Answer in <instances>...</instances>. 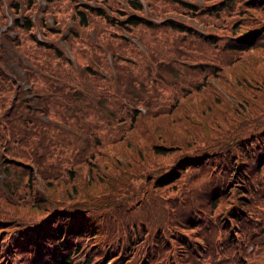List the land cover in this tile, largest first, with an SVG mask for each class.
<instances>
[{"label":"rangeland","instance_id":"374dc122","mask_svg":"<svg viewBox=\"0 0 264 264\" xmlns=\"http://www.w3.org/2000/svg\"><path fill=\"white\" fill-rule=\"evenodd\" d=\"M103 1L57 0L50 4V0H0V66L6 73L0 71V91L12 89L9 95L0 94V102L4 97L5 103L7 100L11 104L17 97L22 99L30 97L34 100L30 82L27 80V68L38 71V65L44 63L45 55L54 57L53 53L42 49L38 43L59 49L64 57L72 60L77 67L85 69L87 75L89 73L86 72V66L88 69L91 68L92 72L104 75L100 66L106 62L99 61L101 59L99 54L89 50L85 59L82 53H73L79 47L85 46L80 41H84L85 36L92 34L97 44L104 45L108 60L111 61L110 65L117 54L109 50L107 40L113 42L115 46L120 44L134 51L133 55L126 56L128 49L121 47L124 54L119 58L126 60V63L120 62L119 70L123 68L124 78L120 80L121 72L116 74L114 71L118 80L116 84L107 85L105 80L91 76L88 79L93 85L98 82L95 90L94 87L85 84L84 77L72 76L69 82L66 80L69 90H82L90 94L88 96L91 98L101 92H107L102 99L106 98V102H109L113 100V91L122 92L126 87L130 89L138 85L133 83L136 75L141 77L145 88L137 86L135 92L131 90L132 95L145 96L146 103L149 101L152 103L150 113H146L147 109L140 106L144 117L141 123L136 125L137 138H141L136 144L139 156L129 149L121 150L116 156L109 158L107 154L101 153L102 162H95L99 170L83 166L78 169L74 179L69 177L61 179L60 182V178L68 176L66 169L70 166L66 162L68 158L61 157L64 162L56 161L60 162V165L53 168L46 166L42 171L28 159L16 158L21 163L11 164V161L4 159L3 151L5 146L9 147L12 144L11 139L3 137L0 133V215L2 219L14 220V224L0 221V232L7 230L8 226L10 228L16 226L14 230L19 229L18 221L27 223L24 232L18 233L15 237L20 240L26 238L21 247L27 245L29 248L25 250L27 252L25 254L20 250L21 255H13V250L6 240L7 233H1L0 248L6 249V252L10 251L9 259L1 264H55L54 261L46 262L41 256L32 261L35 255L34 247L41 249L40 245L47 240L50 233L73 234V227L70 228L73 219L69 218L70 215L58 220L56 216L47 217L43 211L35 212L33 204L39 199L45 198L46 201H50L55 197L51 196L54 188L49 190L47 179L54 181L57 176L58 181L53 183L55 186L59 183L55 188L57 198L62 200L61 205L71 204V195L77 189L79 193L72 202H77L79 207L85 208L86 205L95 210L99 230L106 234L102 237L101 251L91 248L96 257L90 259L87 258V253L93 242L86 243L75 239L74 244H81L83 248L75 264H87L89 261L94 264L106 252L118 256L124 245L127 247L129 244L132 246L139 243L131 236L132 230L123 228L133 210L134 217L142 218V222L145 221L147 226L152 225L151 222L157 224L156 228L152 225L157 234L167 232L164 235L169 238L183 241V237L190 241L192 246L198 248L200 246L198 264H264V249L259 251L256 246V243L264 242V35H262L264 9L257 10L252 6L256 3L262 5L261 1L242 0L245 4L243 10L248 9L241 13L233 12L232 15L226 11H217L220 2L224 0L140 1L147 16L157 24L171 20L189 26L197 35L170 28L149 30L140 27L128 32L122 27H111L102 21L94 22L88 30L81 31L74 21V14L78 8L75 3L80 6L90 4L93 7H104ZM190 5L193 8L188 7ZM105 7L111 17H119L120 11L128 15L134 14L127 0H109ZM243 13L251 20L243 21L241 19L245 16ZM27 20L31 22L28 31ZM121 20L125 21L123 17ZM240 22L246 24L243 30L247 33L238 36L233 30ZM74 35L80 37L76 49L72 48ZM120 38H126V43ZM130 42L132 43L129 44ZM149 48L161 54L169 55L175 52L177 55L169 57L168 64L162 65L168 68H163L164 71L160 72L161 63L154 61ZM153 61L160 64L159 68ZM199 63L205 64V67L214 66L215 74H212L211 69L203 68L200 73L190 67L187 68ZM64 64L66 68L70 67L65 60ZM147 66L150 73L157 70L154 75L160 81L145 76L148 75ZM165 70H168V73ZM174 72L178 73L174 76L177 80L169 77ZM129 75L132 77L127 80ZM104 76L107 77V74ZM17 85L20 86L21 93L15 89ZM196 86L202 89L200 94L195 91ZM177 100L176 105L179 103L183 105L184 111L174 113L176 121L171 122L168 116H166L168 118L159 116L163 107L164 115L176 108L173 105ZM158 104L163 107L160 108ZM4 112L0 108L3 126L1 115ZM41 118L45 120V117ZM129 121L126 122L127 125ZM109 124L111 125L102 128L112 130L114 124L117 128L120 127L114 119H110ZM139 132H142L143 136H139ZM158 135H161L160 139ZM223 141L226 146L220 148ZM155 143L172 148L169 149L172 153L164 157L155 156L150 148ZM196 149L195 154H185L193 153ZM193 155L196 156L193 161L186 163L182 159L192 160L188 156ZM179 159L182 160L178 164H184L186 167V171L181 175L174 176L172 170H165ZM149 161L158 164L157 173H151L152 166L144 164ZM158 186L160 189L156 190ZM241 191L245 196L241 195ZM215 203L216 207H213ZM117 205L119 207L114 208ZM131 207L133 208L129 209ZM233 215H236L237 219H234ZM192 218L193 224L189 220ZM45 222H47L45 226L42 225ZM36 224L38 225L35 226ZM139 225L138 230L141 233L144 228L143 224ZM148 230H151V227ZM170 231L176 232L175 236L168 234ZM61 241L67 245L65 239ZM54 242L55 240L47 245V248L53 247ZM163 242L167 243L164 254L176 252L167 239ZM215 243L223 245L229 252L221 254L212 252ZM129 249L130 247L125 249L127 255ZM256 250L259 252L256 253ZM28 251L32 253L28 254ZM155 258L156 256L153 259L149 258L145 264H152ZM182 261L183 264H190L186 259ZM103 264L111 262L106 263L105 260Z\"/></svg>","mask_w":264,"mask_h":264},{"label":"trees","instance_id":"16d2710c","mask_svg":"<svg viewBox=\"0 0 264 264\" xmlns=\"http://www.w3.org/2000/svg\"><path fill=\"white\" fill-rule=\"evenodd\" d=\"M55 1L57 0H50V4H53ZM108 1L109 0H104L103 3L106 5ZM140 1L141 0H127L128 6L132 9L134 14L128 15L127 13L120 11L119 17H111L110 13H108V10L106 9L104 4H103L104 7H93L90 4L80 6L78 3H75V6H78V8L76 10V13L74 14V21H76V25L80 28L81 31L88 30L89 26L94 22L99 23L102 21L109 24L111 27H122L128 32L133 31L134 28L137 29L140 27L149 30L170 28L182 33L187 32L197 35L196 32L192 30L189 26L171 20L164 21L161 24L159 23L157 24L155 21H152L150 17L147 16L144 9V5ZM260 1L262 5H260V3H256L255 6L252 5L257 10L264 9V0H257V2ZM244 5L245 4L242 2V0H224V2H220V7L217 11L218 12L226 11L227 13L232 15L233 12L241 13L243 11H246L248 8L246 10H243ZM188 7L193 8V6L191 5ZM262 12H264V10H262ZM243 14L245 15L243 18H241L243 21L251 20V18L246 13ZM122 17L123 19H125V21L121 20ZM245 26H246L245 23L240 22V24L237 25L233 31L237 33L238 36L242 33L246 34L247 32H244L243 30ZM30 27H31V22L27 20L26 30L27 31L30 30ZM76 31L77 30H73V32ZM256 31L258 32L259 30ZM262 35H264V32L262 33ZM209 37L208 40L211 39V36ZM79 38L80 37L74 35V43L72 45L73 49H76V43L78 42ZM95 40L96 39L93 37L92 34L85 36V40L80 41V43L85 44V46L81 48L79 47V49L78 50L76 49V51H73V53H77V54L82 53L85 59H87L86 53L89 52V50H92L95 53L99 54L101 56V59L99 61L106 62L104 65L100 67L104 71V75L107 74V77L92 72L93 70L91 68L88 69V66H86L87 69L86 72L89 73L87 75L85 74V69L83 70L77 67L72 60L64 57L63 53L59 49L54 48L53 46H48L47 44H40L37 42L39 47L53 53L54 57L45 55L44 63H41V65L37 64L38 71L27 68V72H28L27 80L32 85L30 90L32 91V94H34L33 96L34 100H32V98L30 97H26L23 99L17 97V99L14 102H12L13 104H11L10 102L8 103L7 100L5 103V97H4V100L0 102V108H2V110L5 111L1 115L2 121L4 122V126L1 124V119H0V128H1L0 133H2L3 137H10L11 139L10 143H12L10 144L9 147L5 146V149L3 150L5 151L4 159L11 161V164L14 163L17 164V162L21 163L19 160H16V158L28 159L32 165L38 166V168L42 171L45 169L46 166L53 168L54 166L60 165L61 163L60 162L56 163V161L58 160L63 161L61 157L68 158L69 160L66 161L70 165L69 168H66L68 172V176H63L62 178H60L59 179L60 182L61 179H66V178L69 179V177L70 179H74V176L76 175L78 169L83 168V166L84 168L87 167L88 169L99 170L100 168L96 165L95 162L97 161L102 162L101 155L103 153L107 154L109 158L110 156L112 157L116 156L118 152H121V150L129 149L130 151L133 150L137 154V156H139V153L136 150L138 145L136 144L139 142V139L141 138L139 139L137 138L138 132L136 133V131H138V127H136V125L138 126V124H140L142 121V117H144V114H142V112L140 111V106H143L147 109L146 113H150L152 107V103L150 101L148 102V104L146 103L147 101L145 99L146 98L145 96L138 95V97H136L132 95L133 92L131 90L133 89V91L135 92L137 86H141L143 87V89L145 88L144 82L141 81V77L134 75L136 78L133 83H137L138 85H134V87H130V89L126 87L124 89H128V90L123 89L122 92L118 90L113 91V100L109 102H106L107 100L106 98L104 100L102 99L104 98L107 92H101L100 94L94 95V98H91V96H88L90 94H86L82 90H69V84L67 83V81L69 82V79L72 76H80V78L84 77L85 84L91 88L94 87L95 90L97 89L96 84L98 82H96L93 85L88 79L91 76L99 80L100 79L105 80L107 85L116 84L118 79H116L117 75L114 74V71L116 72V74L117 72H121L120 77H122L123 68L119 70L120 68L119 63L120 62L126 63V60L124 61L119 57L124 54L121 50V47H126V46H122L120 44H117L118 46H115L113 42L107 40L108 41L107 47L109 48V50H113V52L117 54V56L113 57V62L110 65L111 61L109 62L108 60L107 52L104 50L105 48L104 45L102 46L100 44H97ZM120 40L126 43V38H120ZM131 43L132 42H130L129 44ZM127 49L128 51L125 55L126 56L133 55L134 51L131 50L130 48ZM150 51L154 61L155 62L159 61L161 63L160 65L159 63L156 64L153 61V64L157 65V67L158 65H160V72L164 71L163 68H168V67H163L162 65L168 64L167 60H169V57L173 58L174 56L177 55L175 52L166 55L156 52L152 49H150ZM41 56L43 55L41 54ZM62 58L66 61V64H70L69 68L65 67L64 60ZM189 60L192 61V59ZM52 63L55 66H53ZM147 64L150 65V63ZM112 65L113 67H111ZM195 65L196 66H192V67L188 66L187 68L190 67L191 69L197 70L200 73L202 72L201 70H203V68L211 69L212 74H215L214 66H208L209 67L208 68L205 67V64H201V63ZM168 70H165V72H167ZM0 71L6 74L5 70H3L1 66H0ZM155 71L157 70H154V72ZM147 72L148 75H145L147 78L150 79V77H152L155 81L157 80L160 81L159 78L155 77L154 72L150 73L149 67ZM177 75L178 73L174 72L172 75H169V77L177 80V78L174 77ZM131 77L132 75H129L126 79L129 80ZM16 78H10V80L12 79L16 80ZM123 78L124 76L120 78V80H122ZM147 78L144 79L147 80ZM162 82L163 81H161V84H163ZM12 84L14 85V83ZM16 84L17 82H15V85ZM19 87L20 86L17 85L15 89H17V91L21 93V89ZM196 87L197 90L195 91H198V93L200 94L202 89L200 88V86H196ZM10 90L4 89L3 91H0V94L6 95L7 93L9 95ZM151 91L152 90H150V92ZM153 91L155 93L157 92L156 90ZM194 93L196 94V92ZM177 102L178 100L173 105L176 108H174L170 113L167 112L166 115H164L163 113L164 107L162 106L163 107L162 108L158 104V106L163 109V111L159 114V116L160 117L168 116L171 119V122L176 121L174 113L177 114L178 112L184 111V106L181 105L180 103L176 105ZM105 112H108L110 114L107 115ZM41 117H45V120H43V118ZM178 118L182 120L180 116H178ZM110 119L111 120L114 119L118 123V125H120V127L117 128L116 125L114 124V128L112 130H108L107 128H102V126L108 127L111 125L109 124ZM127 119H130V121ZM128 121H129V125L126 124V122ZM160 125H161L160 126L161 129H163L164 128L163 125L161 123ZM138 135L143 136L142 132H139ZM160 137L161 135L160 136L158 135L159 139ZM225 141H223V144L220 146V148L226 146ZM150 148L155 156L164 157L172 153V151H169V149L172 148L166 146L165 144L160 145L159 143L158 144L155 143L152 144ZM27 151L29 153H27ZM196 151L197 149L193 153L186 152L185 154H195ZM185 154H183L182 156L184 157ZM188 158H191L192 160H189L187 158H182V159H184V161L187 163L195 160L196 156L194 155L188 156ZM182 159L174 161V163H172L171 166L169 168H166L165 170L166 171L172 170L174 176L176 174L181 175V173L186 171V167L184 166V164H178L179 161H181ZM93 160L95 161L93 162ZM241 163H242V159H241ZM144 164L152 166L151 173L154 174L158 172V164H156L155 162L152 163L149 161V162H145ZM239 165L237 167H239ZM172 167L175 168L172 169ZM237 167L236 170L238 169ZM55 169L53 171H55ZM160 169H163V167H160ZM40 174L44 176V174L42 173ZM55 174L57 173L55 172ZM59 177L61 176L59 175ZM47 180H48L47 187L49 188V190H51L52 187L54 188L52 190L51 196L54 195L55 197H52V200L50 201L49 200L46 201L45 198L39 199V201H36L33 204V207L35 209L34 211L35 212L43 211L48 215L47 217L56 216L57 217L56 220L64 216L68 217V215H70L69 218L73 219V221L70 223V228L71 226L73 227L72 228L73 234L55 235L54 233H50L47 240L44 243H42V245H40V247H42L41 249H38L36 248V246L35 247L33 246L35 248L34 254L36 256L35 255L33 256L32 261H35L38 256H41L42 259L46 260V262L54 261L55 264H75L77 256H80V254L83 252V248L81 244L78 245L74 244L75 239H78L81 242L84 241L86 243L93 242L92 246H90L88 249L87 258L90 259L96 257V254L94 253L93 250H91V248L99 249V250L102 249L101 246L103 243L102 237L105 236L106 234L100 232L99 230V226L97 223L98 221L95 216L96 215L95 210H92L86 205H84L85 208L79 207L77 205V202L76 203L72 202L77 198L76 195H78L79 193V191H77V189L75 188L74 189L76 191L74 192V194L72 192L73 195H71V199H72L71 204L62 206L61 205L62 200H60V198H57L56 195L57 190L55 188L56 186L59 185V183L56 186L53 183L54 181H58V176L55 178L54 181L49 179ZM230 184H228V187ZM235 187H240V186H235ZM158 189H160V186L156 188V190ZM168 191H170V189ZM223 191L225 192V190ZM241 195L245 196L244 192L241 191ZM68 200H70V198ZM87 200L91 201L90 199ZM108 206H110V204ZM214 206L216 207V203L213 204V207ZM118 207L119 205L115 206L114 208H118ZM52 208L54 209L52 210ZM132 208L133 207L129 209ZM211 209L213 208L211 207ZM187 211H192V210H186V212ZM134 212L135 210H133L129 214V216L126 219V223L123 224V228L127 230H132L131 236L134 238V241H138L139 243L133 244L132 246H130L131 244L127 245V247H130L129 255L125 253V249H127V247L126 245H124V247H121V252L118 256H114L111 252H106V254L105 253L102 254L100 258L96 260L97 262L94 264H103L105 263V260L106 263L110 261L111 264H145V261L149 260V258L151 257L153 259L154 256H156L155 258L156 260L152 264H183L182 260L185 259L186 261L190 262V264L191 263L198 264L200 258L197 257V255L201 254L200 246L199 248L198 246L195 245L192 246V243H190V241L183 239V237H182L183 241L178 240V238H172V237L169 238L167 235H164L167 232H165L164 234H157L153 229V226L154 228H156L157 224L151 222L153 226L152 225L147 226L146 225L147 223L145 221L144 223L142 222L143 220L142 218L134 217L133 215ZM193 218H195V216H193ZM193 218L189 219L191 220L192 224L194 221ZM233 218L237 219L236 215H233ZM0 221L2 223L14 224L13 219L11 220L2 219L1 215H0ZM19 222L20 221H18V224H20V226H18L19 229L14 230V228H17L14 225L15 226L14 228H10L8 226L7 230H1L2 232H0V234L7 233L6 240L11 250H13V255L15 256L21 255V253L19 252L20 250H22L23 253L25 254L27 253L25 250L29 249L27 245L24 248L21 247V243L26 238L20 240V238L17 239L15 237V235H17L18 233L20 232L23 233L24 232L23 230H25V228L28 225L27 223L24 222L19 223ZM47 222H45L42 225L45 226ZM140 223L143 224L142 226L144 228L141 233L140 230H138ZM37 225L38 224H36L35 226ZM149 227H151V230H148ZM70 228H68V231H70ZM74 230H75V234H74ZM39 233H42V231H39ZM175 233L176 232L170 231L168 234H170L171 236H175L174 235ZM62 239H65L67 241V245H65V243L62 244L61 241ZM164 239H167L169 245L175 248L176 252H170L168 254H164L165 252L164 248H166L167 245L166 242H163ZM53 240H55L56 243L54 242L53 247L49 246L47 248V245H49ZM47 241L49 242L46 243ZM175 244H178V246H176ZM256 246H258L260 251L264 249V242L262 243L258 242V244L256 243ZM259 251L256 250V253ZM212 252L221 254V253H228L229 251L227 248H224L223 245L220 244L218 245L217 243H215V246H212ZM30 253H32V251H28V254ZM9 256H10V251L6 252V249L0 248V264L6 259H9ZM29 264H33V263H29ZM87 264H92V262L89 261L87 262Z\"/></svg>","mask_w":264,"mask_h":264}]
</instances>
